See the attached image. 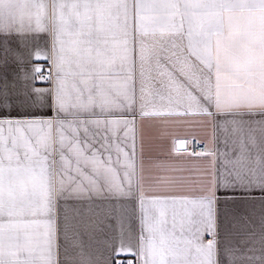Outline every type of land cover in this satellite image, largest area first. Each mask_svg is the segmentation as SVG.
I'll use <instances>...</instances> for the list:
<instances>
[{
	"label": "snow or ice",
	"instance_id": "1",
	"mask_svg": "<svg viewBox=\"0 0 264 264\" xmlns=\"http://www.w3.org/2000/svg\"><path fill=\"white\" fill-rule=\"evenodd\" d=\"M25 8L0 18V264H96L109 221L107 264H264V0Z\"/></svg>",
	"mask_w": 264,
	"mask_h": 264
},
{
	"label": "crops",
	"instance_id": "2",
	"mask_svg": "<svg viewBox=\"0 0 264 264\" xmlns=\"http://www.w3.org/2000/svg\"><path fill=\"white\" fill-rule=\"evenodd\" d=\"M26 0H0V18L4 20L14 21L23 15L26 11ZM177 132L183 133L185 129L178 127L173 129ZM185 166L191 169L193 163L191 161L185 162ZM198 167L204 169L208 167L207 162L199 161ZM118 240V229L114 221L101 223L99 228L95 231L89 243V250L92 253L96 264H107L111 253V247Z\"/></svg>",
	"mask_w": 264,
	"mask_h": 264
}]
</instances>
